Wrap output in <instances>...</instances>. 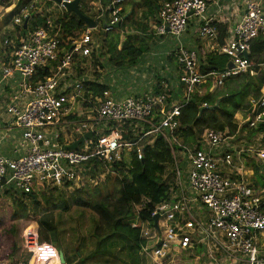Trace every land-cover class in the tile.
I'll use <instances>...</instances> for the list:
<instances>
[{
    "label": "built area",
    "instance_id": "built-area-1",
    "mask_svg": "<svg viewBox=\"0 0 264 264\" xmlns=\"http://www.w3.org/2000/svg\"><path fill=\"white\" fill-rule=\"evenodd\" d=\"M71 1L60 0V17L53 19L48 10L42 13L31 0L19 8L11 25L22 27L37 12L44 19L42 25L2 40L7 61L2 65L1 82L16 81L3 108L8 117L5 127L7 133L16 131L18 136L10 138L14 141L11 156L0 155V190L11 187L14 192L30 194L43 187L67 193L79 188L95 164L101 171L127 174L132 160L141 161L145 147L161 137L173 158L170 195L154 207L152 221L140 217L145 199L134 205L138 222L132 221L131 228L139 229L145 242L142 251L158 264L177 255L194 260V264H264V189L248 181L253 170L246 164L248 158L264 164V133L255 134L252 146L237 149L229 144L264 124V83L257 97L248 98L243 117L235 118L234 135L205 129L200 140L190 146L175 135L181 127V110L195 95H215L229 79L243 74L255 77L261 71V66L253 68L248 55L250 43L259 36L264 38L262 2L244 0V12L230 37L221 42L216 20L207 15L205 0L162 2L155 18L158 36H181L193 18L197 39L212 44L202 48L204 55L215 53L229 60L222 70L207 68L203 72L206 63L198 48H179L175 54L179 82L172 93H167L169 86L164 85L157 95L113 100L92 95L72 73L77 62L101 46L92 47L94 39L88 32L92 29L62 37L61 23L56 20L66 22L64 4ZM97 2L108 17L103 32L109 34L121 22L125 0ZM100 18L101 12L94 22ZM66 42L69 48L63 46ZM41 72L46 74L41 76ZM89 132L92 137L83 139L77 150L65 149ZM25 239L24 248L35 256L36 264L37 244ZM199 251L202 255H196ZM55 254L50 247L49 255Z\"/></svg>",
    "mask_w": 264,
    "mask_h": 264
},
{
    "label": "trees",
    "instance_id": "trees-1",
    "mask_svg": "<svg viewBox=\"0 0 264 264\" xmlns=\"http://www.w3.org/2000/svg\"><path fill=\"white\" fill-rule=\"evenodd\" d=\"M10 0H0L3 4H7ZM31 0H18L16 6L7 18L12 19L18 13L20 7L24 6ZM174 0H140L138 4H134V7L130 11L129 15H126V11H122L120 27L118 29H124L125 23H129V20L137 13L141 12V19L144 20L137 24L135 27L138 32H144L148 29V22L150 19L157 17L162 2H172ZM262 4L264 5V0ZM91 1L80 0L79 10L80 12L88 16V4ZM105 2V0H102ZM50 3V2H49ZM70 16V17H69ZM66 22L63 19L56 20V23H61V35L67 38L74 36L76 33L84 32L86 25L79 20L74 14L66 12ZM44 19L41 13H33L32 20L28 21L26 30H35L39 28ZM156 23H159L156 21ZM219 26V25H217ZM218 28V27H217ZM221 36L219 42L222 41L226 34V30L221 28ZM18 30H23V27H18ZM115 30V29H114ZM112 33V32H111ZM66 36V37H65ZM119 37V35H118ZM118 37L111 40H106L105 44L108 47V54H111L114 58L112 62L123 60L129 62L130 65H135L137 60L145 52V48L135 45L136 38L132 42L130 39H126L122 44L121 49L117 51L116 45H118ZM103 45V47L105 46ZM69 48L68 42L63 46ZM141 46V45H140ZM115 51V54L113 52ZM200 56L204 55L201 48L197 49ZM204 62L206 63L201 69L205 72V69L222 70L225 64L228 62V57L219 56L215 53L204 55ZM248 60L255 70L261 66V71L255 76L251 77L248 74H243L235 78L229 79L226 82V86H229L228 91L219 97H225L219 104L216 110H206L202 113L201 118L197 119L201 104L205 103L208 106H213L219 97L211 96L210 94H204L202 96H194L191 102L181 110L179 117L180 129L176 132V136L182 140L185 145H195L200 140V136L205 129H212L215 131H227L229 135H234L237 130V126L234 122V116L242 108H245L243 101L247 99L250 92L254 97L258 96V91L261 85L264 83V38L259 36L250 43V52ZM122 63H118L121 67ZM45 72H41L40 75H45ZM166 82V81H165ZM162 80H157L152 93L147 95H157L163 91ZM168 84V83H164ZM86 91L92 92V95L104 98L107 93V87L103 84L96 82L86 81L83 83ZM169 86V85H167ZM245 89L242 90V87ZM174 90L170 87L167 88V93H172ZM147 95H143L147 96ZM233 95V97H229ZM141 97V96H134ZM244 104V106H243ZM247 110V108H246ZM70 118L75 119L76 116ZM264 133V124L259 125L256 129L250 130L246 139L250 137V141L254 138L256 133ZM264 140V138H263ZM248 158V157H247ZM249 159V158H248ZM173 164V158L170 146L161 138H156L151 145L146 146L144 149L143 159L141 161L132 160L130 163V169L128 174H123V179L120 180V186L116 189L118 197L115 205L112 206V210H109L106 200L97 201L93 204L92 208L95 210L94 215L96 219L93 223L90 236L94 239V249L85 255L79 249L74 251L71 256L65 251L64 239L60 236L57 229L47 234L43 230H38V249L39 253L36 259V264H61L59 255H49L50 246L52 244L58 247L57 250L62 251L64 254L65 264H158L152 261L141 249L145 242L140 238L139 229L131 228L130 217L136 216L133 207L139 204L142 199L146 200L144 207L140 210V217L142 221H152L151 214L154 207L169 199L170 195V181L165 180L166 174H168ZM252 168L254 174L251 178L253 186L264 189L263 169L260 163L256 160H251V163H246ZM248 167V168H249ZM97 165L95 164L90 168L89 174H96ZM257 177V180H254ZM172 178V177H171ZM172 182V181H171ZM86 188V187H85ZM77 188L74 191V195L77 196V204H87L82 194L84 189ZM4 195L2 196H14L15 193L18 199H14L13 203L16 207L10 212V220L13 222L4 231V236L8 239L9 245L6 251L0 255V261L6 259L10 262H14L20 258L23 250L22 231L28 228L29 223L37 222V224L43 228L49 226L47 222L41 219V209H46L47 212L51 210L59 213H66L69 210V204L66 200L67 193L65 191H58L56 189H46L40 187L35 189L33 193L22 194L12 191L11 187L3 189ZM10 196V197H11ZM24 200L29 202L27 205ZM65 252V253H64ZM196 255H202L201 252ZM30 257V256H29ZM25 263V262H24ZM28 264V262H26ZM160 264H172V261L165 260Z\"/></svg>",
    "mask_w": 264,
    "mask_h": 264
},
{
    "label": "rangeland",
    "instance_id": "rangeland-1",
    "mask_svg": "<svg viewBox=\"0 0 264 264\" xmlns=\"http://www.w3.org/2000/svg\"><path fill=\"white\" fill-rule=\"evenodd\" d=\"M17 1L18 0H10L7 4L0 2V56H2V53L5 51V48L2 46V40L4 37L7 35L12 36L17 33L16 27L11 25V17L7 18L8 14L13 10L12 4H16ZM34 1V4L38 9L42 8V13L46 14L45 10H48L51 18L55 19L60 17L57 3L50 0ZM87 1L89 2L92 0ZM46 2L48 3L47 5ZM137 2H139V0ZM51 4L52 6H50ZM88 10V16L93 20L101 12V18L95 21L96 27L92 30H88L89 34L94 39V45L92 47L95 45L103 46L106 40H111L119 35L120 44H123L128 38L132 42L136 38L137 42L135 45L137 48H146L143 55L137 60L136 64L130 65L129 62H125L123 60L112 62L114 58L111 54L107 53L108 47H106L105 44L103 47L104 50H101L98 55L89 56L87 59H79L80 61L78 60V64L72 67L73 75L82 84L85 81H95L105 85L108 90L107 95L104 97L113 100L130 96H143L147 93H152L157 80L169 83L171 85L169 86L170 88H173L178 84L179 65L176 62L175 54L179 48H188L195 44L194 40L197 39L195 29H191L189 31L191 37L187 36L188 33H184L179 37L169 34L158 36L154 29L156 26V19H154L151 20L154 21L153 28L148 26V29L144 32H138L140 30H137L135 27L138 23L144 20L141 19V12L137 11V13H135V15L129 20V23H125L128 25L125 26L126 28L123 29L122 33L116 29L112 33L105 34L103 32V24L106 21V15L99 7L98 2L90 3ZM113 54H115V51ZM172 54H174V56H170ZM118 63L119 65L122 63L121 65L123 66L119 67ZM2 64V61H0V72ZM228 89L229 86H226L223 94L226 93ZM248 96H253V93L250 92ZM246 101L247 99H245L243 103ZM2 116H4L3 110L0 109V122H4L1 120ZM242 140L243 137L239 135L229 144L235 146L237 149L240 145H242L241 147H246L248 145L252 146L250 137L244 139L245 142H240ZM8 145L9 143L7 140L2 141L0 139V153L7 152L9 149ZM247 155L251 156V154L248 153ZM251 160L254 159H247L249 163H251ZM247 167L249 166L247 165ZM261 167L264 171V164L261 165ZM248 169L252 171V168L249 167ZM96 170V174L90 175L88 178L84 177L78 184L79 189L86 187L82 196L88 202L87 204H77V196L74 195V191L77 188L67 192L66 200L69 204L68 212L59 213L54 210L47 212L46 209L42 208L41 212H39L41 213V219L47 222L49 226L43 225L42 228L37 224V222L29 223L28 228L22 231L23 241H27L25 238H31L32 241L35 240L34 242H36L38 247V230H43L47 234H50L52 231L57 229L59 230L58 232L61 233L60 236L64 239L65 248H63V251L66 250V252L70 254L69 256H71L77 249L85 255L89 254L92 249H94L95 242L90 236L94 220L96 219V216L94 215L95 210L92 206L97 201L106 200L109 210H112L113 205L116 207V200L118 197L116 189L120 186V180L123 179V174H125H118L115 173V171L110 172L101 171L100 169ZM250 176L251 177L248 181L254 184L251 179L253 176ZM171 177V171L169 170L168 174H166L165 180L170 181V185L172 181ZM90 178L92 180H89ZM254 180H257V177ZM261 182L264 183V174ZM3 189L4 188L0 190V255L6 251L9 245L8 239L4 236V231L9 228L11 223H13L10 220V212L16 207V204L13 203L14 199H18L17 196H15V193H13L14 196H2L4 195ZM24 202L27 205L29 204L26 200H24ZM129 219L130 221L138 222L136 217L133 215ZM50 247L53 251H58V247L56 245L52 244ZM24 249L22 250V255L16 261L10 262L6 259L5 261H0V264H27L26 262L29 261L30 257L27 255L25 251L26 249ZM171 261L172 264H194V260L184 258L181 259L178 255L177 257L170 258V262ZM198 264H202V262L199 261Z\"/></svg>",
    "mask_w": 264,
    "mask_h": 264
},
{
    "label": "crops",
    "instance_id": "crops-1",
    "mask_svg": "<svg viewBox=\"0 0 264 264\" xmlns=\"http://www.w3.org/2000/svg\"><path fill=\"white\" fill-rule=\"evenodd\" d=\"M137 1L138 0H126L125 1V3L123 4V10L126 11V13H127L126 15H129L130 11L134 7V4H138L140 2V0H139V2H137ZM205 1H206V5H207V10H206L207 11V15L208 16H212L216 20L217 25H219L221 28H223V29L226 30V34H225L224 38L228 39L230 37V31H231V29L233 28V26L235 25V23L238 21V19L241 16V14L244 12V7H243V1L244 0H205ZM256 1H260V0H256ZM92 2H97V0H92L90 3H92ZM47 4L48 3L46 2V5ZM89 4H88V7H89ZM50 6H52V4ZM138 11H140V10H138ZM88 12H89V10H88ZM70 14H73V13H70ZM59 15H60V11H59ZM105 15H106V13H105ZM87 17H89V16H87ZM106 19H108L107 15H106ZM151 20H154V19H150V21L148 22V26L151 27V28H153L154 27L153 26L154 21H151ZM121 21H122V18H121ZM27 25H28V22H27ZM219 26H217V27H218L219 37H220L221 36V30H220ZM119 27H120V23L118 24V27H115V30L118 29ZM17 28L18 27H16L17 33H18V31H20L21 32V35H24V34H26L27 31H29V30H24L25 32H23L21 30H18ZM86 29H88L87 26H86ZM191 29H195L196 35H197V25H196L195 19H193V18L190 19V21L188 23V26H187V29L185 31V33H188L187 36H189V37H191V35L189 34V31ZM118 30L121 33L123 31V29H118ZM118 40H119V37H118ZM200 42L201 41H199L198 39H196V40H194V43L195 44L193 46H191V47H188V48L189 49L201 48V50L203 52V49L204 48L208 49L212 45L211 43L206 44V43H202V42L200 43ZM121 46H122V44H120V43H118V45H116L117 51H119L121 49ZM101 50L102 51L104 50L103 49V46H101V48H99V47L98 48H95L92 51V53H91L90 56H95L96 54L98 55V53ZM203 54H204V52H203ZM170 56H174V54H172ZM200 57H201V59H204L205 56L202 55ZM6 60H7V56H4V52H3L2 53V56H0V61H2V63L4 64L6 62ZM1 75H2V70L0 72V109L3 110L4 105L6 104L9 95L13 92V89L16 86V81H8V82L4 81V82H1ZM178 76H179V74H178ZM164 85L171 86L169 83L168 84H164ZM225 87H226V85H225ZM225 87H224V89H225ZM174 88H176V86ZM224 89L222 91H220V90L215 91L214 92L215 95H211V96L219 97L220 95L223 94ZM175 91H176L175 93H178V90H175ZM147 94H145V95H147ZM106 95H107V93L105 94V96ZM219 98H221V97H219ZM248 98H247V100H248ZM246 103H247V101L245 102V105H246ZM242 110H243V108H242ZM242 110L240 112L238 111L235 114V116H234V122H236L235 121L236 119H239L240 117H243L242 116ZM1 120L4 121V122H0V139L2 141L3 140H5V141L7 140L8 141V143H9L8 147H9V149L7 150V152H2L0 154L1 155H4V156H7V157H10L11 156V151H12V145H14V143H13L14 141H11L10 138H11L12 135L18 136V134H17L16 131L7 133L5 126L8 125L7 124L8 123V117L6 115L2 116V119ZM25 244H26V242H25ZM23 249H24V241H23ZM25 251H26L27 255L30 256V258H31L32 255L27 250H25ZM57 253L59 255V250L57 251ZM30 258H29V260H30ZM63 258H64V254H63Z\"/></svg>",
    "mask_w": 264,
    "mask_h": 264
},
{
    "label": "water",
    "instance_id": "water-1",
    "mask_svg": "<svg viewBox=\"0 0 264 264\" xmlns=\"http://www.w3.org/2000/svg\"><path fill=\"white\" fill-rule=\"evenodd\" d=\"M57 4L60 3V0H51ZM79 2L80 0H72L70 3H65L64 4V7L66 9V12L68 13H73L79 20H81L87 27L88 29H93L95 27V22L93 19L83 15L80 10H79ZM27 20H25L22 24V27H23V30H26L27 28ZM116 27H118V25H116ZM244 57L247 58L246 54H244ZM227 67L228 68H231L232 67V64L231 63H228L227 64ZM245 89V86L242 87V90ZM225 97H228V96H224V97H221L219 98L215 104L213 106H208V107H201L200 110H199V114H198V117L197 119H200L201 118V115L204 111L206 110H210V111H213V110H216L218 107H219V104L220 102L225 98ZM229 97H233V95H230ZM92 137V134L89 132V133H86L84 134V136H82L81 138H79L78 140H76L73 144L67 146L65 149L66 150H77L79 144L83 141V139H90ZM157 219H158V216L155 215L153 217V223H154V227L157 226ZM59 259H60V263L61 264H65V261H64V258H63V253L61 251H59ZM28 264H35V256H32L29 260V263Z\"/></svg>",
    "mask_w": 264,
    "mask_h": 264
},
{
    "label": "clouds",
    "instance_id": "clouds-1",
    "mask_svg": "<svg viewBox=\"0 0 264 264\" xmlns=\"http://www.w3.org/2000/svg\"><path fill=\"white\" fill-rule=\"evenodd\" d=\"M7 61V60H6ZM3 65V64H2ZM1 69H2V67H1Z\"/></svg>",
    "mask_w": 264,
    "mask_h": 264
}]
</instances>
